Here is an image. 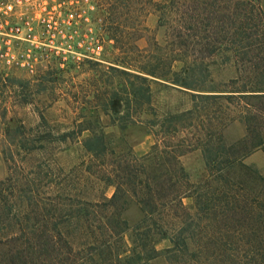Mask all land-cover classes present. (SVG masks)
Segmentation results:
<instances>
[{
  "label": "trees",
  "instance_id": "1",
  "mask_svg": "<svg viewBox=\"0 0 264 264\" xmlns=\"http://www.w3.org/2000/svg\"><path fill=\"white\" fill-rule=\"evenodd\" d=\"M137 1L126 0L130 9L135 5L129 14L133 28L128 43L109 36L118 52L109 70L127 80L115 92L98 90L93 112L110 113L117 119L111 126L121 134L143 126L154 144L141 157L132 149L117 152L109 148L98 120L82 122L80 135L89 133L82 147L98 164L99 182L113 188V194L80 202L79 219L67 214L61 196L53 214L47 209L51 199L36 191L19 199L16 194L22 192L4 188L9 172L0 182V264H264V178L244 164L264 149L262 0ZM138 13L157 16L168 32L163 47L135 46L136 35L146 31ZM115 31L118 35L119 27ZM219 55L225 62L234 61L237 77L222 91L202 89L205 79L194 64L201 67ZM176 63L182 66L173 72ZM153 81L191 92L193 110L158 120L151 105ZM203 101L237 102L244 129L238 142L226 145L219 132L224 126L215 119L205 128L199 107ZM115 102H124L122 112ZM188 120L198 131L191 140L179 136L184 135L179 126ZM67 137L53 141L64 143ZM190 149L200 150L205 161L207 175L197 185L189 183L180 163ZM18 170L25 174L20 166ZM186 195L193 213L182 203ZM129 208L139 215L134 223L126 218ZM70 220L80 231L77 238L63 232ZM163 241L170 247L157 251Z\"/></svg>",
  "mask_w": 264,
  "mask_h": 264
},
{
  "label": "rangeland",
  "instance_id": "2",
  "mask_svg": "<svg viewBox=\"0 0 264 264\" xmlns=\"http://www.w3.org/2000/svg\"><path fill=\"white\" fill-rule=\"evenodd\" d=\"M63 1L45 0L47 6H55L58 11ZM77 1L80 5H75L74 10H80V17L65 20V23L69 22L66 23L69 27L67 45L48 47L38 44L33 50L35 53H31V61L9 66L0 63V182L6 181L11 172V178L5 182L4 188L13 187L22 192L16 194L19 199L30 196V191L50 198L47 209L51 214L56 211L57 196H61V200L66 199L64 210L75 216L74 219L80 218V202H97L102 196L110 198L113 194V188L99 182L98 164L92 163L82 147V142L89 137L87 132L80 135L77 127L82 122L98 120L109 148L117 152L132 149L136 157H141L154 144L143 126L129 127L121 134L111 126L117 119L110 113L103 115L93 112L98 106L93 98L98 90L115 92L127 80L109 70L114 67L111 63L118 54L112 49L114 41L109 36H119L118 40L128 43L133 28L129 14L135 5H131L130 9L126 0ZM260 7L264 13V0ZM140 8L141 5L136 10ZM138 15L146 31L136 35L135 40L138 41H134L135 46L139 50H148L153 43L163 47L168 32L158 24L157 16L144 18L143 13ZM118 27L117 35L115 30ZM225 61V56L219 55L203 62L201 67L198 63L194 64L205 79L202 89L222 91L224 85L236 79L234 61ZM173 66V72H178L182 65L176 63ZM150 89L151 105L158 120L190 112L194 108L191 92L157 81L151 82ZM203 95L209 96L211 93ZM236 104V101L233 105H227L224 101L199 102L200 120L205 128L207 121L212 119L222 124L224 127L219 126V132L226 145L238 142L244 135ZM114 105L119 106L120 112L125 108L124 102H115ZM114 109L118 110L116 107ZM147 119L150 117L143 120ZM192 123V120L181 123L180 131L184 135H179L180 138H197L198 131L190 127L195 126ZM64 134L68 136L66 142L53 141ZM191 145L195 146L193 141ZM180 163L192 185L199 184L207 175L200 150H188L180 158ZM244 164L264 178V149L247 158ZM18 166L23 169L24 175ZM87 168L90 173L86 172ZM30 173L31 176L28 175ZM25 177L29 184L22 179ZM182 203L188 212H194L193 202L188 195L183 197ZM17 205H20L19 201ZM126 218L131 223L136 222L139 218L136 209L129 208ZM75 223L64 224L65 235L72 238L80 235ZM169 247V242L163 241L157 244L156 250L163 251ZM154 264H163V261Z\"/></svg>",
  "mask_w": 264,
  "mask_h": 264
},
{
  "label": "built area",
  "instance_id": "3",
  "mask_svg": "<svg viewBox=\"0 0 264 264\" xmlns=\"http://www.w3.org/2000/svg\"><path fill=\"white\" fill-rule=\"evenodd\" d=\"M75 5L80 2L64 0L58 11L45 0H0V63L9 66L31 61L38 44L67 45L69 22L65 20L80 17Z\"/></svg>",
  "mask_w": 264,
  "mask_h": 264
}]
</instances>
